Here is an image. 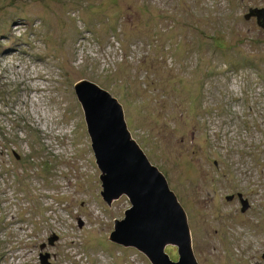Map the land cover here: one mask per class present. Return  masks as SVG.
Instances as JSON below:
<instances>
[{
  "label": "rangeland",
  "instance_id": "rangeland-1",
  "mask_svg": "<svg viewBox=\"0 0 264 264\" xmlns=\"http://www.w3.org/2000/svg\"><path fill=\"white\" fill-rule=\"evenodd\" d=\"M251 9L264 0H0V264H150L109 241L130 204L100 196L81 81L121 105L186 213L197 264H264V28Z\"/></svg>",
  "mask_w": 264,
  "mask_h": 264
},
{
  "label": "water",
  "instance_id": "water-1",
  "mask_svg": "<svg viewBox=\"0 0 264 264\" xmlns=\"http://www.w3.org/2000/svg\"><path fill=\"white\" fill-rule=\"evenodd\" d=\"M251 17L264 28V9L249 10L245 19ZM74 91L100 172L102 201L109 206L125 197L130 204L123 219L114 222L109 241L137 250L150 264H197L186 213L165 177L132 139L121 105L87 81L77 83ZM246 207L243 203L241 212ZM55 240L50 238L48 244ZM168 247L176 249V262L165 253ZM47 260L48 255L41 256V264Z\"/></svg>",
  "mask_w": 264,
  "mask_h": 264
},
{
  "label": "flooded vegetation",
  "instance_id": "flooded-vegetation-1",
  "mask_svg": "<svg viewBox=\"0 0 264 264\" xmlns=\"http://www.w3.org/2000/svg\"><path fill=\"white\" fill-rule=\"evenodd\" d=\"M239 200H240L239 203L241 201H244V204L247 206L246 210L244 211V212H246L248 210V208L250 207V205L248 206V204H249L248 201L246 199H243L242 195H239ZM228 201H231V199L230 200L228 199ZM240 206H241V209H242L243 204L241 205V203H240ZM244 212H241V213H244ZM48 256H50V255H48ZM262 258H264V256H262Z\"/></svg>",
  "mask_w": 264,
  "mask_h": 264
},
{
  "label": "bare ground",
  "instance_id": "bare-ground-1",
  "mask_svg": "<svg viewBox=\"0 0 264 264\" xmlns=\"http://www.w3.org/2000/svg\"><path fill=\"white\" fill-rule=\"evenodd\" d=\"M241 203V205L244 203V201H241L240 202ZM56 237V236H55ZM49 258H50V256H48V261L46 262L47 264H49L48 262H49Z\"/></svg>",
  "mask_w": 264,
  "mask_h": 264
}]
</instances>
